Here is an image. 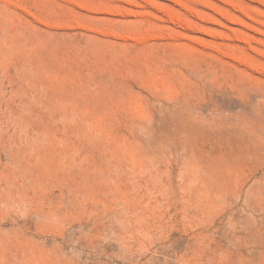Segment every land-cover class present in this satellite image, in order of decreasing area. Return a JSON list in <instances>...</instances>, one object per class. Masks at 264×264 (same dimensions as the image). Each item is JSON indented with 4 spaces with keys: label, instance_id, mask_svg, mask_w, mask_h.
<instances>
[{
    "label": "rangeland",
    "instance_id": "374dc122",
    "mask_svg": "<svg viewBox=\"0 0 264 264\" xmlns=\"http://www.w3.org/2000/svg\"><path fill=\"white\" fill-rule=\"evenodd\" d=\"M0 264H264V0H0Z\"/></svg>",
    "mask_w": 264,
    "mask_h": 264
},
{
    "label": "bare ground",
    "instance_id": "6f19581e",
    "mask_svg": "<svg viewBox=\"0 0 264 264\" xmlns=\"http://www.w3.org/2000/svg\"><path fill=\"white\" fill-rule=\"evenodd\" d=\"M229 87H230V86H229ZM260 107H261V106H260ZM262 107H263V106H262ZM258 109H259V108H258ZM251 110H252V109H251ZM259 110L261 111L262 109L260 108ZM257 111H258V110H257ZM262 111H263V110H262ZM194 113H195V112H194ZM257 113H258V112H257ZM197 116H198V115H197ZM186 118H187V117H186ZM194 118H195V117H194ZM222 118H223V117H222ZM197 119H199V117H198ZM185 121H186V120H185ZM220 121H222V120H220ZM250 121H251V120H250ZM188 122H189V121H188ZM218 122H219V121H218ZM229 122H230V121H229ZM254 123H255V122H254ZM220 124H221V122H220ZM230 124L232 125V123H230ZM235 124H236V123H235ZM196 125H197V124H196ZM217 125H218V124H217ZM228 125H229V124H228ZM194 126H195V125H194ZM210 126H211V125H210ZM221 126H222V125H221ZM233 126H234V125H233ZM198 127H199V126H198ZM218 127H219V126H218ZM230 127H232V126H230ZM196 128H197V127H196ZM219 128H220V127H219ZM224 128H225V127H224ZM228 128H229V127H228ZM228 128H227V129H228ZM220 129H221V128H220ZM227 129H226V130H227ZM231 129H232V128H231ZM234 129L236 130V128H234ZM234 129H233V130H234ZM222 130L225 131L223 128H222ZM235 130H234V131H235ZM238 130H239V129H238ZM254 130H255V129H254ZM255 131L258 133V131H260V130H259V128H258V129L255 130ZM259 133H260V132H259ZM233 134H234V133H233ZM233 134H232V135H233ZM246 134H247V133H246ZM260 134H261V133H260ZM223 135H224V134H223ZM240 135H241V134H240ZM250 135H251V134H250ZM244 136H245V135H244ZM260 136H261V135H260ZM247 137H251V136L248 135ZM260 141H261V140H260ZM260 143H261V142H260ZM242 146H243V145H242ZM258 146H259V145H258ZM260 146L262 147V145H260ZM260 146H259V147H260ZM261 147H260V148H261ZM255 149H256V147H255ZM258 150H259V149H258ZM253 153H254V152H253ZM255 153H256V152H255ZM262 153H263V152H262ZM262 156H263V155H262ZM258 165H259V164H258ZM193 169H194V168H193ZM55 228H56V227H55Z\"/></svg>",
    "mask_w": 264,
    "mask_h": 264
}]
</instances>
